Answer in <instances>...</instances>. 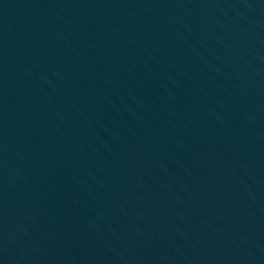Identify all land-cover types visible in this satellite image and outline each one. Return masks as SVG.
<instances>
[{
  "label": "water",
  "instance_id": "95a60500",
  "mask_svg": "<svg viewBox=\"0 0 264 264\" xmlns=\"http://www.w3.org/2000/svg\"><path fill=\"white\" fill-rule=\"evenodd\" d=\"M0 264H264V0H0Z\"/></svg>",
  "mask_w": 264,
  "mask_h": 264
}]
</instances>
